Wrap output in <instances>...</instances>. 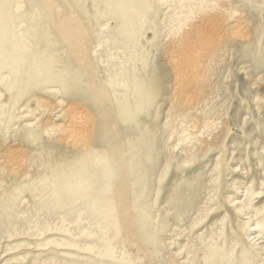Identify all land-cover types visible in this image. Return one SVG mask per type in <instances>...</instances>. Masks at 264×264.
Segmentation results:
<instances>
[{
    "label": "rangeland",
    "instance_id": "374dc122",
    "mask_svg": "<svg viewBox=\"0 0 264 264\" xmlns=\"http://www.w3.org/2000/svg\"><path fill=\"white\" fill-rule=\"evenodd\" d=\"M35 4L0 0V145L6 151L14 144L25 149L18 162L29 165L17 175L0 171V264H264V245L253 239L257 235L264 239V0H35ZM180 8L196 13H218L222 8L243 16L250 28L246 37L252 44L234 43L225 62H220L225 64L217 72L218 96L207 104L211 107L182 123L186 130L190 123L217 121L218 131L210 132L217 138L199 149L178 128L175 121L183 118L169 111L166 88L172 82L162 89L158 85L163 80L159 70L169 59L165 50L174 44L172 31L182 23L208 25L194 18L184 22L177 16ZM36 55L71 66L75 57L92 59L98 81L113 83L118 77L115 94L121 100L116 111L122 120L111 128L108 143L126 157L124 183L109 170L97 181L82 167V156L41 131L49 116L41 114L42 106H49L42 100L70 101L65 93L26 84ZM153 65L158 70L148 77L154 80L151 104L133 101L132 106L120 70L134 67L131 72L136 68L133 75L138 78ZM71 102L97 113L91 94ZM106 103L112 110L111 100ZM26 123L35 126L26 128ZM141 132L155 140L153 154L142 156L138 165L139 175H145L146 166L155 161L146 177L128 171L130 156L139 154L130 147L141 143ZM134 181L143 182L144 191L133 190ZM115 183L132 194L129 212L106 188ZM233 200L244 207L231 204ZM100 209H107L108 217L100 216Z\"/></svg>",
    "mask_w": 264,
    "mask_h": 264
},
{
    "label": "bare ground",
    "instance_id": "6f19581e",
    "mask_svg": "<svg viewBox=\"0 0 264 264\" xmlns=\"http://www.w3.org/2000/svg\"><path fill=\"white\" fill-rule=\"evenodd\" d=\"M29 1L35 4V0H29ZM44 1L47 2V0H44ZM217 10H219L218 13H212V12L196 13V12H193V10L190 8H188L187 10L180 8L179 11L178 10L176 11L178 12L177 16L181 18L184 17V20H185L184 22H188L189 20H192L194 18L195 22L197 23L202 22L208 25L207 26L205 25V27H203L202 26L203 24L202 25L196 24L197 25L196 26V25H189L187 23H186L187 25H185V23L184 24L182 23L177 29H174V31H172L173 33L171 34L172 37H174V40H173L174 44L171 47H167L168 49L165 50V53H164L169 58L168 61L166 62V68L159 70V74H161V72L163 74L162 76L163 80L161 79L162 82L160 81L158 84L159 88L162 89L163 85L167 83L168 81L170 83L172 82L171 85L167 86L168 88H166V96L169 101V108H170L169 111L172 112L174 117H178L177 119L183 118V120L178 121V122L175 121V122L177 123L178 128L180 126L181 129H183V131L186 132L187 136H189L188 138L192 140L191 143H195L196 145L195 149L202 148V145H204L205 141L209 139L211 140L212 138H214V136H216V135H211V134L212 133L214 134V131H218L217 130L218 123L216 120L209 121V122H203V123H201L200 121H197L194 123H190V125H188L186 130H184L185 129L184 126L182 127V123H184L187 119L189 120V118H191V116L194 113L196 114L197 111L198 112L204 111L205 109L211 107V106H208L207 104L213 103V100L216 99V96H218L216 95L218 93V89L214 86L216 78H217V72L218 71L221 72L222 68L221 70H219V68L220 66L223 67L224 66L223 64H225V63H220V62L224 60L223 58L226 56L227 52L230 51L231 46L236 42H239L241 44L244 43L247 46L252 44L251 37L249 38L246 37V31L249 25L245 24L241 20L243 16L241 17L237 15L235 12L234 13L227 12L226 10H223L222 8L221 9L219 8ZM49 19L51 20L52 18H49ZM50 22H49L50 25L55 24V23H52V20ZM223 23H227V25L223 28H220L221 24ZM230 23H233V24L230 25ZM191 26H194V27H191ZM50 27H53V26L51 25ZM51 30L52 29H50V31ZM231 32H232L233 38H231L230 36ZM249 32H250V28L248 29L247 34H249ZM62 35L60 33V36ZM47 36H50V35L48 34ZM56 36L57 34L53 37H56ZM42 40H44V38ZM39 44L41 45L42 41H40ZM79 46L83 48V45H79ZM44 50L42 52L45 53ZM150 50H149V53H150ZM46 53H47V49H46ZM55 53L58 54L57 52ZM63 54L62 56H64ZM52 55L53 54H51V56ZM138 57H139L138 58L139 60L140 56L138 55ZM133 58H135V55ZM74 59L75 61L72 62V64L74 65L71 66L69 62H68L69 64L66 65L64 64L63 60H62L63 62L57 61V58L54 60H48L43 55H36L33 60V64H31L33 65L34 70H32L31 72L29 71L30 72V74L28 72L29 77L28 79H25L26 84L30 88H35L36 90L38 89L40 91H44V89L46 88H48L49 90L52 88V91L54 90L55 93H60L61 96L64 93L67 94L68 95L67 99L70 101L69 102L70 104H69L63 99V100H59L51 104L45 100L44 101L42 100L41 104L43 105L47 104L49 106H47V108L45 109L42 106L41 114L42 115L49 114V116L46 118L47 120L43 124V128L41 129V131H43L47 135L55 136L58 144L64 145V147L68 148L69 150H74L75 152H77L80 157L82 156L83 159L81 160V162L84 163L82 167H84L86 171L87 170L90 171L93 175L95 174L97 181L99 180L101 181L104 178V177L101 178L103 172L106 170H109V173L112 174V176L116 175V177H118V180L124 183L125 174H126V161H124V158L126 157L123 156V154L121 153L122 150L120 151L119 149L116 151V148L114 149V145L108 143L110 141V138H113L112 136L110 137L109 135L112 131L111 128L114 126L116 127L118 125L119 120L120 119L122 120V113L120 111L119 112L116 111V106L118 105L119 100L121 99L115 94L117 87L120 86L119 84L120 81L117 77L116 82H114L113 80V83L111 82L101 83L100 81H98L99 75H97L96 71H94L95 69L93 70V67H95V62L92 59H85V58L80 59L79 57H75ZM141 62H143V60ZM144 64H145V61H144ZM61 65L63 66L66 65V67H61ZM149 66H151L150 63H149ZM133 68L134 67L127 69V70L131 72ZM57 69H61L62 71H57ZM135 69H134V73H135ZM127 70L125 69V71L124 70H120V71L123 74V84L129 90L128 92L129 94L127 93V91L126 93L129 95L130 101L132 102V106H133V101L134 102L143 101V103H145L146 105L151 104L150 95L152 94L151 93L152 91L150 90V87L151 85L153 86V82H154V80L151 79L152 78L151 74H152V71L153 73H155L158 69L156 67L154 68V65H153V69H151L150 67L148 71L146 70L147 73L144 74L145 70H143L142 72L144 76L143 77L138 76L139 79L134 77V75L136 74L133 73L134 74L133 75L132 72L130 74L129 72H127ZM148 77H151V78H148ZM86 94H89V95L91 94L92 98L95 101V105L92 106V108L95 109V111L97 112L96 115L92 114L87 106L83 107L82 105H79L77 103L74 104L75 102L74 103L71 102L72 100L76 101L80 99H85ZM105 95L109 100H111L112 110L106 108L107 105L105 104H108V103H106L107 98H105ZM130 101L128 102L129 104H130ZM215 102L214 104L216 105ZM125 103L127 104V102ZM122 107H124V104H122ZM111 114H113L114 117ZM135 114H138V113L135 112ZM170 116H171V113H170ZM42 118L43 116H41L40 119ZM134 118H138V117L134 116ZM175 122H173V124H175ZM25 126L26 128H32L33 126H35V124L26 123ZM144 131L145 130L143 129V132ZM143 132L140 133V137H143V138L140 140V137H139V141H141V143L137 142V144L135 143L134 146H131V147L129 146L130 150H135V149L139 150L138 155L134 153L130 156V161H131L130 169L131 170H128V171L134 173L135 175L133 176L138 175L141 177H146V174L149 175V173L153 171L154 164L152 163H155V161L154 162L150 161L151 164L149 163V165H147L145 168V172L147 173L145 175H139L138 165L139 163L142 164V161H141L142 156L150 155L153 152V149L155 147V145L153 144L155 140H152L151 138L149 139L145 135L143 136L144 134ZM145 134L147 135V133ZM114 135H117V133ZM151 135L153 136V134ZM215 138H217V136ZM24 141L26 142V140ZM24 141L21 142V144L22 143L24 144ZM1 148L2 146L0 145V171L5 172V173L10 172L11 174L17 175L19 172L23 173L28 169L29 165L26 164L24 161L22 164L18 162L19 160H21V156L26 154L25 149L23 150L18 149L15 147V144L13 146H10V151L8 150L6 151L4 149L2 150ZM124 150L126 152V148ZM141 177L140 178L137 177V178L141 179ZM135 181H139V180L135 179ZM135 181L134 183H131L133 190H135L137 187L138 189L143 187V191H144L145 184L146 185L150 184V182L142 180L145 183L144 186H143V182L142 183L140 182L141 184L136 185L138 182L136 183ZM119 185L120 184L115 183L112 187H106L107 186V183H106L105 187L107 188L110 194H113V196L118 199V202H121L124 204L122 208L124 212L125 211L129 212L130 211L129 202L132 198V194L129 193L127 189H124L122 185L120 186ZM129 185H130V180H129ZM102 189L105 190L104 186ZM101 191L102 190H100V192ZM56 192L58 193V191ZM109 193H107V195ZM98 196L99 195H97V198H100V196L99 197ZM137 198L139 201L140 197H137ZM231 204L239 208L244 207L243 204L241 202H238L237 200H233ZM132 206L133 205H131V207ZM97 211H98V208H97ZM107 215H108L107 209H100V216L104 218V217H108ZM253 239L257 241L255 243L260 242V244L258 243V245H262V244L264 245V239L261 238L259 235L254 236ZM258 245H255L254 247L257 248ZM259 247L262 248L261 246ZM108 248L105 247L106 251ZM107 253L111 254L112 251L108 250Z\"/></svg>",
    "mask_w": 264,
    "mask_h": 264
}]
</instances>
